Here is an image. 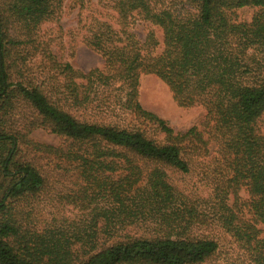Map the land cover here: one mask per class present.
<instances>
[{
	"label": "trees",
	"instance_id": "obj_1",
	"mask_svg": "<svg viewBox=\"0 0 264 264\" xmlns=\"http://www.w3.org/2000/svg\"><path fill=\"white\" fill-rule=\"evenodd\" d=\"M106 1L118 28L93 21L84 42L104 64L82 72L39 37L62 0H0V264H202L219 250L199 230L210 220L241 253L231 264H264V0ZM242 8L256 9L250 21L238 19ZM132 21L161 39L138 38ZM142 75L177 106L202 107V130L175 132L145 110ZM115 111L129 123L94 117ZM38 129L63 144L32 140ZM36 155L75 175L64 198L84 220L35 222L48 187ZM208 158L217 166L204 213L167 173Z\"/></svg>",
	"mask_w": 264,
	"mask_h": 264
},
{
	"label": "rangeland",
	"instance_id": "obj_2",
	"mask_svg": "<svg viewBox=\"0 0 264 264\" xmlns=\"http://www.w3.org/2000/svg\"><path fill=\"white\" fill-rule=\"evenodd\" d=\"M255 11L254 8L239 9L237 10L238 19L250 21ZM115 16L110 3L106 0H62L54 19L40 27L39 37L49 46L59 61L70 63L76 70L88 72L95 68H102L104 61L99 54L85 44L84 37L94 20H106L112 23L113 27L118 28ZM130 29L140 39L145 37L147 31H155L157 38L161 39V35L154 27L140 21H132ZM33 61L32 71L37 72L38 64L33 66ZM36 75L39 76V73ZM138 94L142 107L166 121L175 132H185L193 126L202 130L204 109L200 106L191 108L177 106L168 88L155 76L142 75L140 77ZM23 112L28 113L25 110ZM75 115L80 119H91L89 115H80L79 112ZM94 117L98 121L107 123H129V120L117 111L105 112L103 115L96 114ZM258 130L264 136V115L258 123ZM30 137L38 143L55 147L63 144L62 139L42 129L34 131ZM213 155L211 153V156ZM35 157H37L35 161L38 168L48 181L47 189L32 206L35 222L44 225L53 219L60 222L84 220L88 212L68 205L64 198L65 194L70 193L75 187L76 177L72 171L69 173L61 171L51 156L36 155ZM216 163L217 160L213 158L201 159L191 167L189 173L174 170L167 173L171 184L184 196L196 201L199 211L204 213L210 211L206 205H203V199L209 193L206 177L217 166ZM238 194L242 200L247 198L243 189ZM208 224L209 226H201L199 230L213 237L219 244V250L211 259L202 264H231L238 260L241 261V253L231 237L221 230L217 222L213 223L210 220Z\"/></svg>",
	"mask_w": 264,
	"mask_h": 264
}]
</instances>
